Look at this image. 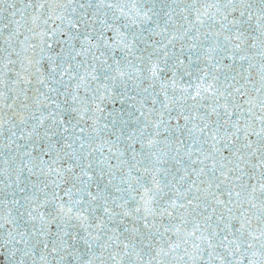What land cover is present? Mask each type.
<instances>
[{
    "label": "snow or ice",
    "instance_id": "obj_1",
    "mask_svg": "<svg viewBox=\"0 0 264 264\" xmlns=\"http://www.w3.org/2000/svg\"><path fill=\"white\" fill-rule=\"evenodd\" d=\"M0 264H264V0H0Z\"/></svg>",
    "mask_w": 264,
    "mask_h": 264
}]
</instances>
